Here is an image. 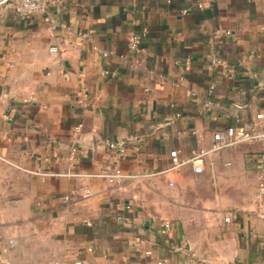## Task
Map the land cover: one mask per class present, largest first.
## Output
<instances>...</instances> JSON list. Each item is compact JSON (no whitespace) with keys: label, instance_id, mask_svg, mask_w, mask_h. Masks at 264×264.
I'll return each instance as SVG.
<instances>
[{"label":"crops","instance_id":"crops-1","mask_svg":"<svg viewBox=\"0 0 264 264\" xmlns=\"http://www.w3.org/2000/svg\"><path fill=\"white\" fill-rule=\"evenodd\" d=\"M134 32L145 37L131 51ZM263 109L264 0H52L29 17L0 0V156L46 173L0 159V264H19L22 234L35 264H264L259 205L234 195L257 191L250 160L264 142L209 155L203 173L170 170L172 150L211 147L227 114L250 121ZM131 135L142 146L122 157L106 144ZM117 167L161 173L89 175Z\"/></svg>","mask_w":264,"mask_h":264},{"label":"built area","instance_id":"built-area-1","mask_svg":"<svg viewBox=\"0 0 264 264\" xmlns=\"http://www.w3.org/2000/svg\"><path fill=\"white\" fill-rule=\"evenodd\" d=\"M52 0H11L14 8L16 9L17 13L21 17H29L38 13L46 12L49 3ZM197 7L200 9L204 8V2H199L197 4ZM185 13L187 11H184ZM46 21L50 23V26L53 30L56 29H68L69 25L66 23H60L57 24L54 21L50 19V17H46ZM94 34V30L89 29L85 32H80L79 35L81 38L86 40H91ZM145 37V33H138L134 32L129 37L128 42V48L131 51H136L142 44L143 38ZM95 50H99L104 56H110L113 54V51L108 50H102L99 49L97 46L93 47ZM60 51V48L58 45H52L49 48V55L51 57H56ZM212 64L217 65L219 64V60L214 58L212 60ZM105 74H108L107 71L104 72ZM194 94V92H193ZM76 97L80 102L85 106L88 107L90 105V96L88 92L86 91H77ZM32 97L25 99V101H30ZM213 103H208L209 107ZM5 119H8V115H4ZM226 118L232 119V122L229 123L224 129L217 130L213 133V144L211 147H205L200 146L196 149H193L185 158L181 157V153L179 150H172L170 152L171 157V167L170 170L176 169L181 170V168L187 164H190L193 168V171L195 173H203L205 171V160L206 158L214 153H219L225 149H229L232 147H236L243 144H254V143H261L264 142V109L257 111L255 116L250 121H244L243 118L239 114H227ZM81 132V126L77 125L74 129V133L78 135ZM192 134L197 135V131H192ZM143 138L139 135H131L125 138H120L117 140H109L106 142L108 148L111 151H114L118 157H122L126 153H128L130 150H139L142 146ZM79 152V146L73 145L70 149L68 160L73 161L76 159V156ZM32 156H34L32 154ZM0 159L3 161H7L11 163L12 165L36 174L46 175V173H40L38 171H32L29 169H25L21 166H19L16 163L10 162L4 157L0 156ZM165 172V171H162ZM161 172H130L127 173L121 168H113V169H107L104 171H101L99 173L95 174H89L93 177L103 178L106 179L111 184H118L121 183L124 180H130V181H141L148 177L157 175ZM175 181L170 180L168 182V185L170 187L175 186ZM92 192L89 187H86L84 189V195L86 197L91 196ZM257 195L259 199V215L262 219H264V164H262L260 171L258 173V186H257ZM66 200H70V196L67 195L65 197ZM230 216L226 217L225 220L228 222L230 221ZM154 220L157 222L158 226L161 229H170L171 228V222L166 219H158L154 218ZM2 239L0 238V246H1ZM1 247H0V256H1ZM147 255H151L152 251L148 250L146 251ZM1 261V258H0ZM162 264V262H159ZM6 264H9L6 262Z\"/></svg>","mask_w":264,"mask_h":264},{"label":"rangeland","instance_id":"rangeland-1","mask_svg":"<svg viewBox=\"0 0 264 264\" xmlns=\"http://www.w3.org/2000/svg\"><path fill=\"white\" fill-rule=\"evenodd\" d=\"M251 164L253 165V167L255 168L256 171H259L262 164H264V158H257V157H252V159L250 160ZM239 191L242 194H239ZM237 191V193H235V196H244V198L242 199L244 203H250V204H255V205H259V199L257 197V191H254V189H248V188H244ZM241 200V201H242ZM21 242L20 245H23V249L22 250H18L15 257L16 259L19 261V264H35V259L33 257H30L27 253V251H25V247L27 246V244L29 245V243L27 242V240H25L24 235L22 234V236H20ZM22 247V246H21ZM8 262V261H7ZM9 264H11L10 262H8Z\"/></svg>","mask_w":264,"mask_h":264}]
</instances>
